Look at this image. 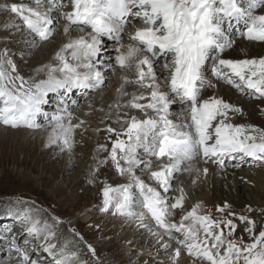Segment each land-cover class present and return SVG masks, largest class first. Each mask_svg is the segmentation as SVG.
I'll use <instances>...</instances> for the list:
<instances>
[{
  "label": "snow or ice",
  "instance_id": "snow-or-ice-1",
  "mask_svg": "<svg viewBox=\"0 0 264 264\" xmlns=\"http://www.w3.org/2000/svg\"><path fill=\"white\" fill-rule=\"evenodd\" d=\"M33 2L35 7L11 3L2 10L15 14L41 42L50 40L60 20L65 21L63 33L70 38L49 63L35 70L37 75L30 81L17 74L8 49L0 50V124L38 129V118L43 117L51 129L46 146L70 152L76 131L85 123H74L77 118L69 103L76 104L71 100L74 90L103 89L110 81L109 72L119 69L124 74L106 117L114 110V123L120 128L105 129L115 139L110 150L98 145L97 151L107 155L97 161L88 182L94 183L109 161L127 182L101 181L99 211L136 220L139 228L157 238L170 264H180L185 254L192 264H264V225L257 232V220L251 216L253 212L264 216V208L245 205L238 213L225 201L215 205L218 215L213 216L199 201L185 210L183 187L176 189L178 195H171L176 174L192 171L185 165L194 159L221 167L226 158L264 162V129L233 123L242 114L238 105L215 94L203 97L207 88L223 82L264 99V55H251L244 45H237V39L264 44V11H258L264 9V0H69V11L61 10L63 0ZM57 12L58 18L54 17ZM73 29L80 34L72 37ZM109 42L114 55L105 58ZM234 46L240 47L244 58L225 57ZM209 61L217 83L206 77ZM41 73L43 78H37ZM128 85L139 91L127 92ZM52 101L53 110L45 111ZM175 104L181 106V122L171 118ZM145 169L153 183L137 175ZM196 172L207 177L209 169ZM176 210L182 213L178 221L173 219ZM35 211L11 206L4 210L6 218L22 227L19 236L5 229L9 260L14 264H87L69 241L56 242L54 224L41 220ZM147 218L154 222L155 231L145 223ZM52 219L61 223L57 217ZM241 225L247 240L236 236ZM87 248L95 257V249Z\"/></svg>",
  "mask_w": 264,
  "mask_h": 264
},
{
  "label": "bare ground",
  "instance_id": "bare-ground-1",
  "mask_svg": "<svg viewBox=\"0 0 264 264\" xmlns=\"http://www.w3.org/2000/svg\"><path fill=\"white\" fill-rule=\"evenodd\" d=\"M28 3L29 4L33 3V0H25L24 4L27 5ZM3 5H4V3L0 4V11L2 10ZM259 11H264V9L259 10ZM10 14L12 17L9 16L6 19L5 18L0 19V34L4 35V32L6 30L23 31L24 28H23L22 22L15 16V14L14 15H12V13H10ZM58 16L59 15H57V14L54 15V17H57V18H58ZM136 22L138 24H136L135 22L134 23L138 26L139 21H136ZM60 27H62V26H60ZM61 29L62 30L59 31L57 39H55V41H53V44H51V45L49 44L50 46L49 47L47 46L48 48H46V47L41 48L40 51L44 55L43 60L41 62H36L33 65L29 66V68H30L29 70L31 72L32 77L37 75L35 70L37 68H39L41 65L49 63L52 60V57H53L55 51L58 50V48L61 46L62 43L66 42L68 40L69 37L68 38H62L61 37L62 33H63V27ZM25 30L26 29H24V31ZM73 30L75 31V29H73ZM7 33H9V32L7 31ZM19 37L16 36L15 37L16 42H10V43H8L7 46L10 47L11 49L16 50V48L23 46V45H20L22 43V41L24 42L27 40L26 42H28L29 44L26 46L27 48L24 47L23 50H21L20 52H18V53L15 52V53H17V57H14V56L9 57L12 59L13 63H15V64L17 61L22 62V60H24V58L27 55H29L30 53H34V52H32L33 50L31 51L29 48H36L37 46L40 47L42 45L41 42L37 41V39L39 40V38L34 37V35L29 34L27 32V30L25 31V34L21 36V38H19ZM29 37H31V39H28ZM34 40H35V46H33ZM241 44L245 46L247 52L251 55H264V44L250 43L247 41H241V40L237 39V45H241ZM110 48H112V46H110V44H109L108 45V51L105 52V53H107V55H105V58H107V56L112 53ZM0 50H2V49L0 48ZM111 55H114V54H111ZM224 55L226 58H244V54L241 52L239 46H234L233 49L226 50ZM45 56H47V58ZM121 74H122V72L118 75V77H116V84L114 85L115 88H110V90L108 92H105L103 94L104 97H102V101H99L100 102L99 108H103L104 111L103 112L100 111V113L96 112V114L93 117L92 116L90 117L91 118L90 121H87L86 124L83 125V127H86L89 130L86 133L87 136L89 137V139L91 138V135L95 132L94 131L95 127H97L98 125L101 126L105 123V124H107V127L111 126L113 128L116 127L117 129L120 128V125L114 123V120L116 118L115 114H114V110H113V115L110 118H107L106 114L109 112L108 105L113 103V101L116 99L115 89L117 87H119V85L121 83V80H120ZM129 75H131V73H129ZM37 78H43V74L41 73L40 76H38ZM17 83H19V82L17 81ZM220 83H222V82H220ZM126 91L129 93H132L134 91H139V90L136 88L135 85H128L126 87ZM86 92L82 93V92H77L74 90V94L71 96V100H76V98H78V96L80 98H83L86 95ZM214 94L220 96L221 98H223L227 102L236 104L242 108V114L237 115L233 119V121H232L233 123L244 124V125H253L256 128L264 129V112L261 111V109H264V99L250 100V99H245V97H240V96H238L237 91L235 89H233V87L231 85L230 86L219 85L217 87V89L214 90V93L211 95H214ZM241 94H243V93H241ZM50 96H52V94H50ZM208 96H210V95H208ZM83 99H85V98H83ZM86 99H88V98H86ZM96 99H97V97H96ZM124 99L127 100V98H124ZM80 101H81L80 104L84 105L83 108L81 110H79L82 114L83 113L85 114L86 112H90L92 110L91 109V108H93L92 105L89 106V108H90L89 109L88 105L86 103H84L86 100H80ZM94 101H95V99H93V102ZM87 102L91 103L92 99L89 98V100ZM69 103H70V107L73 108V106H75V105H71V101H69ZM50 105L54 107V101H52V103ZM50 105L45 106V111L51 112L53 110V107L49 109ZM173 106L179 107L180 105L175 104ZM171 111L174 114L171 118L174 120H177V122H181L182 118L179 117L181 107H180V109L171 108ZM92 112L94 113L95 109H93ZM132 114L142 115V113H137L135 111H132ZM80 116L82 118V115H80ZM105 119L106 120L108 119V120L106 121ZM37 122L40 124L43 123L44 125L47 123L43 119V117H39ZM4 127H5L4 125H3V127H0V165L3 166L4 161L7 160V161H10L15 166H21L24 169H29L32 173L35 172L36 165L41 164V163L46 165V166H44L45 170L46 169H52V171H53V175H51V176L61 175L63 182L67 183V185L70 189L69 190L70 195L66 198V201L68 199L70 200V199L78 198L79 200H83L84 202L90 201V202L96 204V207H99L101 204V195H100L99 190L103 186V184L101 183V180H103L104 178L106 179L107 174L109 175L111 173V174H113L114 177H116L118 179L115 181H111L110 179L107 178L108 179L107 182L110 184L126 183L127 182L125 177H120L115 172V169L112 167L110 161L106 165H104L100 168V171L97 173L94 183L88 182L89 179L91 178L90 173L92 172L93 168L96 166L97 161L104 159V157L107 154V152H103V151L98 152L97 151V148L99 145L98 141L100 140L98 138L94 139L93 141L92 140L86 141V142H88V144H86L87 148L84 147V150H86V152H84L86 154H84V155H86L87 159H89V160L87 161V163H85V168L82 170V172L79 174V176L73 180V175H72L73 173L71 171H69L72 164L71 165L68 164L69 162L64 163V164L60 163L58 153H56L55 155L53 153L50 154L51 149L50 150H46V149L38 150L36 145L34 143L30 142L28 139V137L32 136V134H29V133L25 132L24 130H13V128H10V127L4 128ZM22 128H26V127H21L20 129H22ZM101 128H103V127L101 126ZM101 140H102V138H101ZM18 145H22L24 148H27L30 150V158L29 157H23L22 160H18V158H17V155H18L17 146ZM56 148H58L57 152H59L60 151L59 147L56 146ZM77 153H78V151L75 152L73 154V156L70 154L75 159V161L77 160ZM81 154H82V152H81ZM194 160H196L198 162L200 167H202V168L207 167L209 169L206 180L203 183L199 182V183H197L196 186H194V183L192 181L194 180L195 177L197 179V176L201 175V174H198L196 172L197 168L194 167V169L192 171H190V172L185 171L184 172V176L181 179L182 187L184 188L186 195L188 193L190 194L192 192V190H193V192L197 191V194H199L201 196L199 199V202L203 203L205 209H211L213 216L218 215V214H215V212H213L215 210V205L216 204H223L225 201L230 203L233 206L232 210L236 211L238 213L242 209H244L245 205H251L253 208H264V162L254 161L251 158H247V157H245L243 159H241L240 157H237L235 159H227L226 158L224 165L222 166L223 167V169H222L218 165L214 166L213 163L205 164L202 159H200V161H198V159H194ZM232 160L236 161L235 164L232 163ZM63 165L66 167H63ZM237 165H239L240 170H238ZM251 165L252 166L253 165H259V167L257 170H252V172L248 174L247 168H249V166L251 167ZM187 166H190V165L186 164L185 167H187ZM200 167H198V169ZM235 168H237V169H235ZM222 171H224L225 174H222ZM146 172H147V169L142 171V173H144V174ZM227 172L229 173L230 176H227ZM238 177H241V179L240 178L238 179ZM141 178H142V176H141ZM143 179H145V178L143 177ZM146 179H148V178H146ZM149 181H151V180H149ZM45 184L48 185L47 182H45ZM83 185L92 186L91 189L92 190L96 189V191H90V193L87 192L89 190L81 192L80 190L82 189ZM195 203H197V202H194L193 204H195ZM192 205H190L189 208ZM87 211H88L87 213L92 212V209H91V211L90 210H87ZM96 214H97V212H96ZM101 214H104V215L109 214V216L112 215L111 213H107V214L101 213ZM101 214H99L100 215L99 219H101L103 221L102 224L104 225V224H106V222L103 220V217L101 216ZM181 214L182 213H180L179 215H175V217H173V219L178 221ZM61 215H63V214L61 213ZM63 216L66 217L65 215H63ZM251 216H252V218H254L256 216L257 218L262 219V215H260L259 213H256V212L251 213ZM122 219H126V218H122ZM41 220H46V219H41ZM12 222L14 224L18 225L17 222H14L13 220H12ZM148 225H149V227L153 226V224H149V223H148ZM71 226L80 227L76 224L71 225ZM241 227H243V225L238 227L236 234H240ZM59 228L56 226L54 227V230L56 231V233H58V231H60ZM125 228L129 229V230H127V232H124V230L118 232V235L116 237L112 238L113 243L107 242V244H104V246L102 245L101 248L95 249L96 256L101 258V264H133V262H135V264H144L146 258H148V257L153 258L156 254V253L154 254V251H150L149 249H155L156 248L157 252L162 251V249H160L159 244L155 245L157 243V238L155 240H153L154 242L151 243V238H152L151 237L145 246V242L149 239L148 238V232H147L148 229L139 228V227L135 228L134 224L127 226ZM105 231L107 234L110 233L111 236H112V234H114V232L107 227H106ZM115 232H116V230H115ZM62 233H63L62 235L57 236V241H56L57 243L62 244L65 240H67L70 242V247L73 249L75 248L73 246L80 245V243L76 239L74 240L72 238L73 236H70L72 233L70 235L66 232H62ZM69 233H70V231H69ZM17 234H21V232H19ZM102 235H103V238L111 237L110 235H105L104 233H102ZM89 236H91V235H89ZM89 236H88V238H89ZM60 238H61V241L58 242V240ZM132 238L133 239L137 238V240H139L140 245H141V243H144L146 250L144 249V250L140 251L139 249H137L138 248L137 246L131 247V246H133L134 243H131L130 245L128 243H129V241L133 240ZM164 239L167 240V236H165ZM172 243H173V246H175L174 242H172ZM98 246H100V245H98ZM1 250H3V246L0 248V251ZM78 251H79V253L81 252V250H78ZM138 253L140 255H137ZM184 256H186V254ZM156 258H157V260L161 259L160 255H158V257H154V259H156ZM187 259L190 261L189 264H192L191 259L190 258H187ZM95 260H96V258H95ZM166 260H167V258H166ZM166 260H165V262H166ZM180 260L182 261V259H180ZM97 261H98V259H97ZM152 261L153 260L149 261V264L152 263ZM5 264H14V261L8 259Z\"/></svg>",
  "mask_w": 264,
  "mask_h": 264
},
{
  "label": "rangeland",
  "instance_id": "rangeland-1",
  "mask_svg": "<svg viewBox=\"0 0 264 264\" xmlns=\"http://www.w3.org/2000/svg\"><path fill=\"white\" fill-rule=\"evenodd\" d=\"M24 2H25V0H0V4L4 3V5L5 4H11V3L20 4V3H24ZM63 2L65 4V7L61 10L62 11H69L70 10L69 0H63ZM27 5L35 7L34 2L30 3V4L28 3ZM259 10H263V9H259ZM55 14L59 15L58 12L54 13V15ZM12 15H14V14H12ZM9 16H11L10 12H8V11L4 12V10L0 11V19H3V18L6 19ZM64 23H65V21L60 20V22L56 25V29H57L56 32L50 38L49 41L41 42L37 39V41L41 42L42 45L40 47L37 46L36 48H29L31 51L33 50L32 52H34V53H30L29 55H27L24 58V60H22V62L17 61L16 64L14 63L16 65L18 75L24 77L25 80H30V78H32L31 72L29 70L30 69L29 66L33 65L36 62H41L43 60L44 55L40 51L41 48H43V47L48 48L51 44H53V41H55V39H57V37H58L59 31L62 30L61 28L63 27ZM135 23L138 24L136 21H135ZM60 26H62V27H60ZM7 31L9 33H7ZM25 31H24V29H23V31L6 30L4 32V35L0 34V46H1L0 48L2 50L7 48L9 57H13V56L17 57V53L20 52L21 50H23V48L29 44L28 42H26L27 40L24 42L22 41V43L20 45H23V46L16 48L17 51L14 49H11L10 47L7 46L8 43H10V42H16V40H15L16 36H18V37L20 36L19 38H21V36L25 34ZM79 34H80L79 30L75 29V31L74 30L72 31L71 36L75 37L76 35H79ZM61 37L62 38H68V36L66 37L63 33H62ZM28 39H31V37H29ZM109 44H110V46H112L111 42H109ZM15 52H17V53H15ZM111 54H114V53H111ZM105 55H107V53H104V56ZM45 57L47 58V56H45ZM161 62H163V60ZM210 66H211V61L208 62V65L206 66V69H205V73L207 75L206 77L209 80H211L212 83H217L215 78L212 77V75H211ZM120 73H121V71L119 69L117 70V72L115 74L109 72L108 75L110 77V81L106 84V86L103 89H100V91L99 90L87 91L86 95L83 97L85 99L80 98L79 96H78V98H76V100H75L76 104L72 108L73 109V115L77 118V120H75L74 123L78 122L79 120H82L84 118L83 121L85 122L84 124H86L87 121H90V119H91L90 117L91 116L93 117L96 114V112L100 113V111H99L100 102L99 101H102V97H104L103 94L105 92H108L110 90V88H115L114 85L116 84V77H118V75ZM121 75H123V73ZM219 85L230 86V85L223 83V82L222 83L219 82L218 86ZM217 87L215 89H217ZM215 89L211 88V87L207 88L204 91L205 93L203 92V97L206 98L208 95L213 94ZM233 89H235V88H233ZM235 90L237 91V89H235ZM237 93H238V96L245 97V99H250V100L258 99L254 95L248 96L246 94H241V92H239V91H237ZM96 97H97V99H96ZM86 98H88V99H86ZM89 98L92 99L91 103L87 102L89 100ZM125 98L128 99L129 97H125ZM93 99H95L94 102H93ZM80 100H86L84 103H86L88 105V108H89V106L92 105L93 108H91V109L92 110L95 109V112L93 113L91 110L90 112H86L85 114L84 113L82 114L79 110H81L84 105L80 104V102H81ZM52 107L53 106L50 105L49 109ZM180 107L181 106H179V107L172 106V108H176V109H180ZM80 115H82V118ZM42 124L43 123H41V127L38 129H29V128L20 129V128H18V129H13V130H24L25 132L32 134V136H29L28 139L30 142H32L36 145L38 150H41V149L50 150L51 149L50 154H52V153L54 155L56 153L59 154L60 163L64 164V163L69 162L68 164H70V165L72 164L69 171H71L73 173L72 174L73 180L79 176V174L85 168V163H87V161L89 160V159H87L86 155H84V154H86V153H84V152H86V150H84V147L87 148L86 144H88V142H86V141H91V140L93 141L94 139L98 138V139H100L98 141L99 145H106L107 148L110 150L111 140L115 139V136H110V134L105 131V129L107 128V124H105V123L103 125H101L103 128H101L100 125L95 127V130H94L95 132L91 135L90 139L86 134L89 131L88 128L82 126L75 133V138L77 140L75 139V144H74L73 149L70 152L69 151L57 152L58 148H56L55 145H53L51 147L46 146L47 140H48V133L51 129H50V126L48 125V123H46L45 125L44 124L42 125ZM0 127H3V125L0 124ZM114 128H116V127H114ZM101 138H102V140H101ZM17 149H18V155H17L18 160H22L23 157H29L30 158V150L29 149L24 148L22 145H18ZM77 151H78L77 160L75 161V159L72 156ZM81 152H82V154H81ZM141 155H143L142 151H141ZM197 159H198V161H200L199 158H197ZM196 162H197L196 160L190 162L189 165L191 166L192 170L194 169V167L195 168L200 167L198 162L197 163ZM235 162H236L235 160H232V163L235 164ZM213 165L217 166L216 164H213ZM44 166H46V165H44L42 163L36 165V170L34 173H32L29 169H24L21 166H15L14 164H12L10 161H7V160L4 161L3 166L0 165V228H1L0 229V244H1L0 248L3 246V250L0 251V264H5L6 261L9 259L8 258V243L4 239V237L6 235H9V234L5 232V229L6 228L11 229L12 235H18L19 236L20 234H17V233L22 232V227L20 224H18V225L14 224L11 219H8L5 217L4 210L9 206L17 208V209H21V210L24 208H31V209L35 210L37 208L35 211V214L38 215V217L40 219H46L50 224H54V227L55 226L58 228L60 227L59 228L60 231H58L57 236L62 235L63 234L62 232H66L69 235L72 233L70 236H73L72 238L74 240L76 239L80 243V245H75L73 247H75L74 248L75 250H77V249L81 250V252H80V260L82 259L81 261H86L87 264H101V258L96 256V255H95V257H93V255L88 251L87 245H91L94 249H97V248H101L102 245L104 246V244H107V242L113 243L112 238L116 237L118 235V232H120L122 230H124V232H127V230H129V229H126L125 227L130 226L132 224H134V227L136 228V227H138L137 226L138 222L136 220H129L127 218L122 219L123 217H120V216H113V215L109 216V214H107V215L101 214V212L99 211V207H96V204H94L90 201L84 202L83 200H79L78 198L70 199V200L68 199L66 201V198L70 195V191H69L70 189H69L67 183L63 182L61 175L51 176V175H53L52 169H46L45 170ZM190 166H187V167H190ZM63 167H66V166L63 165ZM258 167H259V165H253V166L251 165V167L249 166V168H247L248 174L251 173L252 170H257ZM220 168L223 169V167H221V166H220ZM199 169L202 170L203 168L200 167ZM235 169H237V168H235ZM238 170H240L239 166H238ZM184 172L185 171L182 170L181 172L176 174L175 179L173 180V190L171 192V195H173V196L178 195V192L176 191V189H178L179 187H182L181 179L184 176ZM110 174L109 175L107 174L106 179L104 178L101 181H107L108 179H110L111 181L118 180L116 177L113 176V174H111V175ZM137 174L139 176L141 175L142 178L143 177L145 179L148 178L147 172L144 174L141 171H137ZM222 174H225V172L222 171ZM227 176H230L228 172H227ZM239 178L241 179V177H238V179ZM194 179H196V177ZM196 180H197V183H199V182L203 183L206 180V177H204L201 174V175L197 176ZM45 182H47L48 185H46ZM146 182L153 183L152 181H149L148 179H146ZM197 183H195L194 186H196ZM86 185L82 186V189L80 190L81 192L87 191V190H89V191H87L89 193H90V191H96V189L95 190L91 189L92 186H86ZM196 194H197V191L193 192V190H192V192L190 194L188 193L186 195L185 210H187L189 208V206L192 205L194 202L199 201L201 196L199 194H197L198 195L197 196ZM91 209H92V212L87 213L88 212L87 210L91 211ZM137 211H139V209ZM96 212L98 215L96 214ZM213 212H215V210ZM61 213L63 215H65L66 217L61 215ZM180 213H181L180 210H176L175 215H179ZM99 214H101V216L103 217V220L106 222V224H104V225L102 224L103 221L101 219H99V217H100ZM215 214H217V213L215 212ZM53 217H57L61 221V223L55 224V221L52 219ZM263 217L264 216H262V219H259L256 216L253 218V219L257 220V225H258L257 229H256L257 232L260 230V226L264 225V218ZM145 223L153 224V226L151 228L153 231L156 230V226H155L154 222L150 220V218H147L145 220ZM75 224L80 226V227L71 226V225H75ZM106 227L114 232V234H112V236L110 235V233H108V234L106 233V231H105ZM70 229H74L75 232L70 231ZM115 230H116V232H115ZM69 231H70V233H69ZM147 232H148V238L149 239L145 242V246L151 237H152L151 243L154 242L153 240L156 239V237L152 236L149 231H147ZM76 233H78L79 235H76ZM102 233H104L105 235H110L111 237L103 238ZM89 235H91V236H89ZM241 235L244 236L245 240L248 239V234L243 232V227H241L240 234H236L237 237H239ZM88 236H89V238H88ZM9 238H10V236H9ZM60 241H61V238L58 240V242H60ZM21 243H22V240H21ZM131 243H134L133 246H131V247L137 246L138 247L137 249H139L140 251L145 249L144 243H141V245H140L139 240H137V238H134L131 241ZM131 243H128V244L130 245ZM97 244L100 246H98ZM155 245H158V243H156ZM149 250L154 251V254L156 253L154 257H158V255H160L161 259L157 260V258L154 259V257L153 258L148 257L145 260V262H147V264H149V261H151V260H153V261L150 264H158V263L160 264V262H163V264L164 263L170 264V262L168 260V254L165 253L163 250L161 252H157L156 248L155 249H149ZM95 258H96V260H95ZM166 258H167V260H166ZM187 258H189L187 255L186 256L182 255V257H181L182 261L180 260L181 261L180 264H189L190 261ZM97 259H98V261H97ZM165 260H166V262H165ZM145 262H144V264H145Z\"/></svg>",
  "mask_w": 264,
  "mask_h": 264
}]
</instances>
